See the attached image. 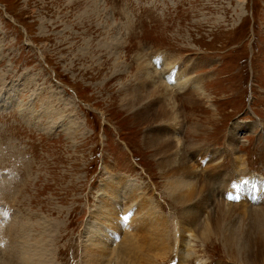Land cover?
Instances as JSON below:
<instances>
[{
  "label": "rangeland",
  "instance_id": "374dc122",
  "mask_svg": "<svg viewBox=\"0 0 264 264\" xmlns=\"http://www.w3.org/2000/svg\"><path fill=\"white\" fill-rule=\"evenodd\" d=\"M263 182L264 0H0V264H244Z\"/></svg>",
  "mask_w": 264,
  "mask_h": 264
},
{
  "label": "bare ground",
  "instance_id": "6f19581e",
  "mask_svg": "<svg viewBox=\"0 0 264 264\" xmlns=\"http://www.w3.org/2000/svg\"><path fill=\"white\" fill-rule=\"evenodd\" d=\"M173 74H175L176 75V78L172 81L173 82V87H174V89L176 88V89H178V87H180V90H184V89H181V88H186L188 85H187V82L186 81H183V82H180L178 79H180L179 77H178V75H177V73H173ZM154 77V76H153ZM178 77V78H177ZM151 83V82H150ZM157 87V86H156ZM196 87L198 88V85H194L193 86V89L195 90L196 89ZM161 89V88H160ZM169 91V90H168ZM202 92V91H201ZM167 94V93H166ZM195 132V131H194ZM196 133V132H195ZM198 133V132H197ZM176 146V145H175ZM182 146V145H181ZM178 147V146H177ZM177 151H178V153L180 152L179 151V149H177ZM195 151V150H194ZM196 152V151H195ZM198 153V152H197ZM180 155H181V153H180ZM180 160V159H179ZM184 160V159H183ZM184 165V164H183ZM220 168V167H219ZM210 169V168H209ZM214 169V168H213ZM215 169H217V168H215ZM218 171V170H217ZM216 171V172H217ZM211 173V172H210ZM212 174H213V172H212ZM217 174V173H216ZM222 176V175H221ZM233 175H232V172L230 173V177H232ZM218 177V176H217ZM223 177V176H222ZM236 177L238 178V176L236 175ZM198 178V177H197ZM220 178V177H219ZM207 182V181H206ZM225 182H226V180H225ZM194 184V183H193ZM202 184V183H201ZM206 184H208V183H206ZM263 185H264V182L262 183ZM239 182L236 180V183L235 184H230L229 182H228V186H230V187H232V191H233V198L234 199H237V201H238V198H239V196H238V192L241 190L240 188H239ZM189 186V184L188 185H186V187H188ZM192 186V185H191ZM195 186H197V184L195 185ZM176 187H178V189H182V188H184V187H182V185H180V184H177V186ZM193 188H194V185L192 186ZM264 187V186H263ZM172 188V187H171ZM192 188V189H193ZM199 188V187H198ZM202 189H203V187H202ZM171 190V189H170ZM182 190H184V189H182ZM212 190V189H211ZM180 191V190H179ZM173 192V191H172ZM176 192V191H175ZM182 192V191H181ZM212 192V191H211ZM178 193V192H177ZM184 194V193H183ZM183 194H181V195H183ZM192 194V193H191ZM201 195V194H200ZM214 195V194H213ZM217 195V194H216ZM188 196H190V195H188ZM186 197V196H185ZM216 197V196H215ZM179 198H181L180 196H179ZM183 199H184V197H183ZM186 199V198H185ZM214 202V201H213ZM246 203V202H245ZM220 205V204H219ZM226 206H227V204H225ZM245 205V204H244ZM257 205H259V204H257ZM256 205V206H257ZM207 206V205H206ZM212 206H213V203H212ZM230 208H231V212H233V210L234 211H236V209H239V211L241 212L242 210H245V212H246V210L248 209V211H253V212H255V214H258V215H260L261 213L262 214H264V208H262V207H256L255 209L252 207V206H248V207H245V206H243L244 208H237V207H235V206H233V205H230L229 206ZM233 208H236V209H233ZM226 209V208H225ZM238 211V210H237ZM216 212V211H215ZM222 212H223V210H222ZM225 212H227V211H225ZM227 214V213H226ZM197 215V214H196ZM244 215H245V213H244ZM198 216H199V214H198ZM202 216V215H201ZM229 216V215H228ZM233 216V215H232ZM194 217H195V215H194ZM235 217V216H234ZM216 218H218V217H216ZM232 218V217H231ZM242 218V217H241ZM199 219V218H198ZM230 219V218H229ZM253 219V218H252ZM218 220H220V219H218ZM226 220V219H225ZM207 221H209V220H207ZM206 221V222H207ZM253 222L252 223H250V224H248V226H247V229H246V231H245V234H246V238H244V239H242V235H240L239 233L240 232H238V231H240V226H239V229L237 230V228L236 227H232V229L230 230V233L225 237L224 235V237H225V242H226V244H227V247H228V249L231 251V252H236V251H238V252H236V254L238 253V254H241V255H239L240 256V258H241V260L243 259V263L244 264H255L253 261H252V257H256L257 256V258H259L260 260L261 259H263V255H264V220H260V219H255V215H254V220H252ZM205 222V223H206ZM238 222H240V221H238ZM190 224V226L191 227H193V228H196L197 229V232L199 233V235L202 233L203 234V232H204V234L206 233V231L208 232V234L210 235V236H208L207 237V235H206V237L205 238H210V237H212V235H213V233H211V232H213V229H215V232L217 233L218 231H219V228H220V225H217V224H215V225H212V230L211 229H208V228H210V227H207L208 225H210V224H208L207 226L206 225H203V223H201V222H199L198 220H197V218H194L193 220H192V222H189ZM208 223V222H207ZM215 223H216V219H215ZM234 223V222H233ZM219 224V223H218ZM188 225V226H189ZM234 225V224H233ZM223 226V225H222ZM227 226H229V225H227ZM236 226V225H235ZM185 227V226H184ZM213 227H216V228H213ZM186 228V227H185ZM191 229V228H190ZM218 229V230H217ZM189 230V229H188ZM224 230V229H223ZM225 230H227V229H225ZM222 232V231H221ZM227 233V232H226ZM255 233V236H257L258 238L257 239H255V238H253V234ZM214 235H216L215 233H214ZM201 236V235H200ZM203 236H205V235H203ZM215 237V236H214ZM218 237V236H217ZM224 242V243H225ZM246 246H247V248H249V250L247 249V251H246ZM255 246H258L255 250H256V254H254V252H252V250H254V247ZM238 248V249H237ZM237 249V250H236ZM241 251V253H239ZM237 254V255H238ZM235 255V254H234ZM233 255V256H234ZM235 257H236V255H235ZM237 258V257H236ZM239 258V257H238ZM91 259L92 260H94V261H99L100 260V258H95V257H91ZM238 260V259H237ZM240 260V263L242 262ZM235 261H236V259H235ZM238 264V263H237Z\"/></svg>",
  "mask_w": 264,
  "mask_h": 264
}]
</instances>
